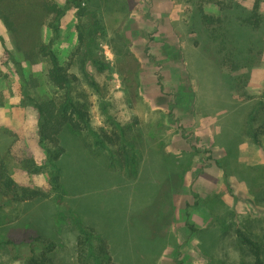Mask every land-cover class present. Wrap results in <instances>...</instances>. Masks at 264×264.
<instances>
[{
  "label": "rangeland",
  "instance_id": "374dc122",
  "mask_svg": "<svg viewBox=\"0 0 264 264\" xmlns=\"http://www.w3.org/2000/svg\"><path fill=\"white\" fill-rule=\"evenodd\" d=\"M82 1L103 22L94 48L106 70L88 63L99 91L83 78L78 87L90 130L67 129L60 137L61 190L50 181L52 145L41 140L37 112L25 97L61 93L48 80L49 62L27 60L0 17V166L7 159L18 187L48 193L8 202L0 190V264H27L38 236L57 244L55 264H78L76 221L107 242L118 264H252L237 232L258 240L264 252V135L259 144L250 136L258 125L251 115L264 109V52L236 91L228 81L233 73L195 19L198 4L218 14L215 0ZM78 23L72 9L57 36L42 30L74 71ZM101 127L116 137L119 128L128 132L135 174L123 159L111 163L115 148L96 144ZM25 159L42 170L29 172Z\"/></svg>",
  "mask_w": 264,
  "mask_h": 264
},
{
  "label": "trees",
  "instance_id": "16d2710c",
  "mask_svg": "<svg viewBox=\"0 0 264 264\" xmlns=\"http://www.w3.org/2000/svg\"><path fill=\"white\" fill-rule=\"evenodd\" d=\"M244 1L246 0H215L219 8L218 14L207 13L202 4H198L194 12L199 29L203 31L209 43L218 49L221 64L233 73L228 81L236 91L245 87L255 64L264 52V15L261 12L264 0H251L250 7L243 5ZM62 2L63 5L56 0H0V17L13 35L17 49L27 60L46 59L50 64L48 80L61 93L58 97L45 100L35 99L28 94L25 96L37 112V127L41 140L52 145V148L47 149V162L51 168V185L56 190L62 188L57 168V163L64 153L60 137L67 129L76 133L90 130V113L88 109H83V97L78 87L82 78L97 92L99 85L92 78L87 64L93 65L99 73L106 70L94 48L105 30L98 11L93 6L82 7V0ZM72 9L77 10L79 20L76 27L79 47L74 53L79 56L77 71L73 70V63L66 66L61 64L52 42H46L42 38V30L45 27L57 36L63 16ZM15 63L18 64L16 61ZM259 110L255 117L254 114L250 117L251 123L258 124L256 127L250 126V136L257 144L264 135V109ZM122 128H119L118 137L113 136V133L104 127L99 128L94 133L95 142L106 149H111V146L115 148L119 156L112 151L109 156L111 163L114 165L118 163V159H123L130 166L131 173L135 174V143L129 140L128 132ZM23 165L31 173H39L42 170L34 159L23 160ZM131 166L134 169H131ZM8 169V161L5 159L0 166V190L8 202L47 198L48 193L42 188L18 187L8 175ZM76 223L80 226L76 246L78 264H118L113 260L107 242L97 236L94 229L81 226L79 221ZM237 234L241 246L246 247L250 253L252 264H264L262 244L241 230ZM36 247H40L41 251L37 252ZM56 247L54 240L43 236L36 237L27 264H55Z\"/></svg>",
  "mask_w": 264,
  "mask_h": 264
}]
</instances>
